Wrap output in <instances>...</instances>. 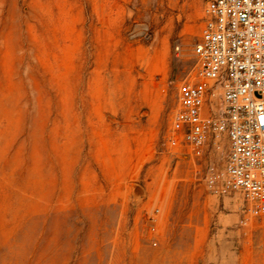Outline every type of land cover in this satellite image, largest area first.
<instances>
[{
	"label": "rangeland",
	"instance_id": "rangeland-1",
	"mask_svg": "<svg viewBox=\"0 0 264 264\" xmlns=\"http://www.w3.org/2000/svg\"><path fill=\"white\" fill-rule=\"evenodd\" d=\"M209 1L0 0V264H264L170 144Z\"/></svg>",
	"mask_w": 264,
	"mask_h": 264
},
{
	"label": "built area",
	"instance_id": "built-area-1",
	"mask_svg": "<svg viewBox=\"0 0 264 264\" xmlns=\"http://www.w3.org/2000/svg\"><path fill=\"white\" fill-rule=\"evenodd\" d=\"M194 51L196 72L180 89L170 144L209 159L210 194L240 193L264 222V0H210ZM223 139L221 166L211 154Z\"/></svg>",
	"mask_w": 264,
	"mask_h": 264
}]
</instances>
